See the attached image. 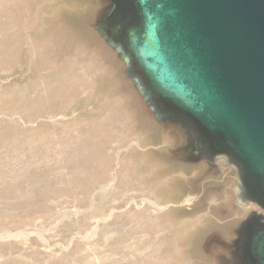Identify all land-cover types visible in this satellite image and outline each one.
Returning a JSON list of instances; mask_svg holds the SVG:
<instances>
[{
	"label": "rangeland",
	"instance_id": "obj_1",
	"mask_svg": "<svg viewBox=\"0 0 264 264\" xmlns=\"http://www.w3.org/2000/svg\"><path fill=\"white\" fill-rule=\"evenodd\" d=\"M107 5L0 0V264H235L234 181L182 162L96 28Z\"/></svg>",
	"mask_w": 264,
	"mask_h": 264
},
{
	"label": "water",
	"instance_id": "obj_2",
	"mask_svg": "<svg viewBox=\"0 0 264 264\" xmlns=\"http://www.w3.org/2000/svg\"><path fill=\"white\" fill-rule=\"evenodd\" d=\"M97 26L158 121L189 119L264 209V0H116ZM244 221L243 264H264V221Z\"/></svg>",
	"mask_w": 264,
	"mask_h": 264
},
{
	"label": "flooded vegetation",
	"instance_id": "obj_3",
	"mask_svg": "<svg viewBox=\"0 0 264 264\" xmlns=\"http://www.w3.org/2000/svg\"><path fill=\"white\" fill-rule=\"evenodd\" d=\"M103 1L108 3V11L106 13H102V15L97 19L96 27H108L110 17L116 8V0ZM166 110L167 114L162 123L165 125H172L173 127H179V129L184 133L183 144L178 146V150L182 154L180 157L182 162L191 165L203 164L204 167H206L205 171H207V173L212 174L213 176L220 175L222 179H226L227 176L233 179L234 184L232 186V192L235 195L237 206L242 210H248V212L245 214L246 218L251 215L252 218L256 219L259 223L263 222L264 209L252 200V195L249 192L247 182L238 172V169L231 162V160L224 153L208 146L206 141L203 139L200 130L189 119L178 113H175L171 109ZM150 112L152 113L151 110ZM152 115L154 116L153 113ZM154 118L156 119L155 116ZM186 174V169H184L182 171V176L185 177H182L183 180L188 178L185 176ZM183 190H186L185 186L183 187ZM175 205L177 207H181V204ZM246 218H242L239 227L235 230V239H233L232 243L227 244L226 242L224 243V241H222L224 248L230 250L229 252L231 257L235 259V264H243V242L245 241L243 221ZM210 225L212 227V224ZM213 236L215 237L220 235L214 233Z\"/></svg>",
	"mask_w": 264,
	"mask_h": 264
}]
</instances>
